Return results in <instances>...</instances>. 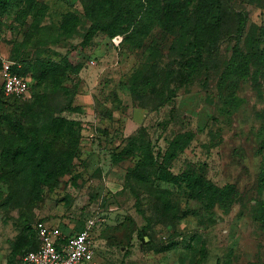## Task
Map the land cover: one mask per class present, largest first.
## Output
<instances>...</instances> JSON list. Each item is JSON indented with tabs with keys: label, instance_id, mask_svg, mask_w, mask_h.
<instances>
[{
	"label": "rangeland",
	"instance_id": "rangeland-1",
	"mask_svg": "<svg viewBox=\"0 0 264 264\" xmlns=\"http://www.w3.org/2000/svg\"><path fill=\"white\" fill-rule=\"evenodd\" d=\"M95 1L22 0L0 13V61L29 63L34 92L0 100L35 140L24 162L0 159V264H17L40 219L88 227L100 264H264V0H160L136 38L126 24L96 29L108 18H95ZM235 53L246 74L225 79ZM46 143L58 176L36 197L31 162ZM225 185L235 193L220 204L211 193Z\"/></svg>",
	"mask_w": 264,
	"mask_h": 264
},
{
	"label": "trees",
	"instance_id": "trees-1",
	"mask_svg": "<svg viewBox=\"0 0 264 264\" xmlns=\"http://www.w3.org/2000/svg\"><path fill=\"white\" fill-rule=\"evenodd\" d=\"M22 0H0V13L7 11L12 5L20 3ZM160 0H96L93 4V9L95 12V18H108L106 23L96 22V29L107 32L112 35L119 30H122L123 24H126V28L132 26L131 37L136 38L139 35H143L148 31L151 23L160 17ZM205 0H203L202 7H205ZM142 14V21L138 15ZM76 25V18L70 14L67 16L66 21L63 22L60 35L68 36L73 31ZM93 28V27H92ZM92 28L84 35L83 41L80 43L83 46L89 36L92 34ZM199 31L203 30L200 25L196 26ZM55 42V38H53ZM20 63L19 68H14L19 76L27 79L29 63L24 60H14ZM65 65L64 69L70 68L73 72L78 71L80 68V63L72 64L68 58L64 59ZM248 65V59L245 55L241 53H235L232 60L230 61L228 67L225 69V74L223 75L225 79L227 77H242L246 74ZM33 67V66H32ZM34 76L33 73H30ZM34 78L37 79L35 76ZM135 80V78H134ZM29 92L30 96L28 98L16 97L14 95H5L0 83V92L12 100L16 99H30L33 95V81H29ZM0 128L9 131L13 137L0 135V159L5 165H18L20 162H24L27 159V155L30 150L35 148V140L33 136L29 137V134L25 130L23 124L19 121L18 117L13 111L7 108L4 101L0 100ZM8 137V138H7ZM182 138V137H181ZM180 137H176L172 140L171 145L178 149L177 144L180 142ZM49 143L44 144L42 150L38 153L37 158L31 162V175L33 180L32 192L36 197L39 196L41 190L44 186L50 184L57 178V173L51 171L48 166L49 153ZM263 156L262 163L258 173V189L260 191L264 190V140L262 144ZM171 154V153H170ZM169 154V155H170ZM168 155V156H169ZM174 156V154L172 155ZM15 165V166H16ZM14 166V167H15ZM13 167V168H14ZM166 174V172H164ZM174 178V177H170ZM211 193L213 200H216L220 204H228L235 193L233 185H225L221 189L212 190ZM259 212L262 225L264 226V200L259 202ZM39 221V220H37ZM35 221L34 224L37 222ZM40 221H43L40 219ZM34 224L31 227V238L24 243H22V248L20 252L22 256L38 247L39 239L37 232L34 228ZM81 231V230H78ZM78 231H71L68 234ZM21 256V258H22ZM20 258V260H21ZM20 260L17 262L19 264Z\"/></svg>",
	"mask_w": 264,
	"mask_h": 264
},
{
	"label": "built area",
	"instance_id": "built-area-1",
	"mask_svg": "<svg viewBox=\"0 0 264 264\" xmlns=\"http://www.w3.org/2000/svg\"><path fill=\"white\" fill-rule=\"evenodd\" d=\"M20 63L0 61V83L5 95L28 98L29 80L14 72ZM39 239L38 247L26 252L19 264H100L94 259V242L88 227L71 234L43 221L34 224Z\"/></svg>",
	"mask_w": 264,
	"mask_h": 264
}]
</instances>
